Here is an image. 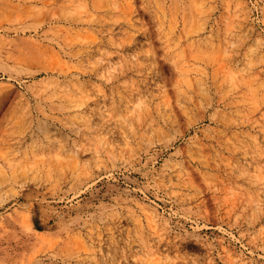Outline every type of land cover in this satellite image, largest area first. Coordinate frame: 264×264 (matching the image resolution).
I'll return each mask as SVG.
<instances>
[{
	"label": "rangeland",
	"instance_id": "rangeland-1",
	"mask_svg": "<svg viewBox=\"0 0 264 264\" xmlns=\"http://www.w3.org/2000/svg\"><path fill=\"white\" fill-rule=\"evenodd\" d=\"M0 264H264V0H0Z\"/></svg>",
	"mask_w": 264,
	"mask_h": 264
}]
</instances>
